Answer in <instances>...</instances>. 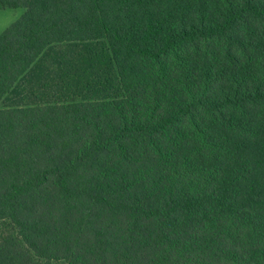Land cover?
Returning a JSON list of instances; mask_svg holds the SVG:
<instances>
[{"label": "trees", "instance_id": "16d2710c", "mask_svg": "<svg viewBox=\"0 0 264 264\" xmlns=\"http://www.w3.org/2000/svg\"><path fill=\"white\" fill-rule=\"evenodd\" d=\"M0 264H264V0H0Z\"/></svg>", "mask_w": 264, "mask_h": 264}, {"label": "crops", "instance_id": "0c3cea01", "mask_svg": "<svg viewBox=\"0 0 264 264\" xmlns=\"http://www.w3.org/2000/svg\"><path fill=\"white\" fill-rule=\"evenodd\" d=\"M26 13V9L0 10V34Z\"/></svg>", "mask_w": 264, "mask_h": 264}, {"label": "rangeland", "instance_id": "374dc122", "mask_svg": "<svg viewBox=\"0 0 264 264\" xmlns=\"http://www.w3.org/2000/svg\"><path fill=\"white\" fill-rule=\"evenodd\" d=\"M52 264H65L63 262H53Z\"/></svg>", "mask_w": 264, "mask_h": 264}]
</instances>
